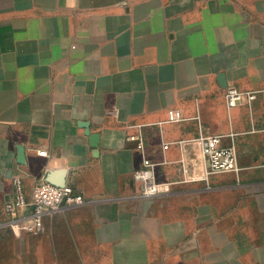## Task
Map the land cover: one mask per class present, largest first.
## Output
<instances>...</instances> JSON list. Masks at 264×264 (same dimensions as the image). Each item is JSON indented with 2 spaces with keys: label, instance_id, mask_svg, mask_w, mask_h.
Masks as SVG:
<instances>
[{
  "label": "crops",
  "instance_id": "1",
  "mask_svg": "<svg viewBox=\"0 0 264 264\" xmlns=\"http://www.w3.org/2000/svg\"><path fill=\"white\" fill-rule=\"evenodd\" d=\"M231 87L257 98L229 109ZM201 134L239 176L141 197L144 159L180 182ZM59 170L85 203L7 227L13 179L31 201ZM0 264H264V0H0Z\"/></svg>",
  "mask_w": 264,
  "mask_h": 264
},
{
  "label": "built area",
  "instance_id": "2",
  "mask_svg": "<svg viewBox=\"0 0 264 264\" xmlns=\"http://www.w3.org/2000/svg\"><path fill=\"white\" fill-rule=\"evenodd\" d=\"M257 92H242L231 87L226 93V102L229 109L235 108L244 101L249 103L257 98ZM184 120L180 111L170 110L168 122L179 123ZM225 136L200 135L193 140L180 141L176 144L184 147L186 144H194L200 149V157L183 161V180L180 182H160L156 177L158 164L145 158L143 167L133 175L134 181L141 186V197L154 198L170 194L173 187L179 183L203 182L210 184L213 177L222 174L233 173L239 176L243 168L239 165V154L235 144L224 145ZM130 141L137 143V148L144 149V139L141 135L130 136ZM171 144H165L166 151ZM13 200L5 206V212L13 217L6 225L16 233L42 234L44 232V217L47 214H56L65 207L81 206L85 203L83 195L66 186L59 188L46 182L38 184L32 191L31 201L28 200L22 176L13 179ZM30 209L31 213L26 218H16L17 214Z\"/></svg>",
  "mask_w": 264,
  "mask_h": 264
},
{
  "label": "water",
  "instance_id": "3",
  "mask_svg": "<svg viewBox=\"0 0 264 264\" xmlns=\"http://www.w3.org/2000/svg\"><path fill=\"white\" fill-rule=\"evenodd\" d=\"M84 128L87 129V135L90 136L91 139V144L94 148H98L100 137L99 135H93L90 134L89 132V126L87 124L83 125ZM24 149L19 148V163L20 164H25L24 161ZM45 182L59 187V188H64L67 186V172L65 170H59V171H50L47 173Z\"/></svg>",
  "mask_w": 264,
  "mask_h": 264
}]
</instances>
